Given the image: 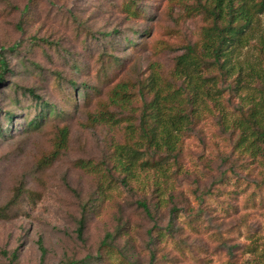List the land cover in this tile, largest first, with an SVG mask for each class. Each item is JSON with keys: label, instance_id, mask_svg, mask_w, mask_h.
Returning a JSON list of instances; mask_svg holds the SVG:
<instances>
[{"label": "rangeland", "instance_id": "obj_1", "mask_svg": "<svg viewBox=\"0 0 264 264\" xmlns=\"http://www.w3.org/2000/svg\"><path fill=\"white\" fill-rule=\"evenodd\" d=\"M124 1L0 0V53L9 68L0 83V124L5 129L12 128L9 136H0V207L10 203L17 193L21 195V204L12 208L10 218L0 216V264H60L96 255L105 234L116 229L120 217L131 222L129 246L133 258L140 264H150L151 251L156 246L149 245V232L156 225L165 227L172 218L169 209L173 204L155 220L138 205L137 201L146 200L154 208L157 199L152 190L144 193L121 186L100 216L88 222L83 239L77 234L83 204L95 190L97 179L74 163L100 162L110 136L105 127L83 126L88 122V113L108 101L114 85L99 82L102 63L110 57L123 60L127 68L118 72L120 80L136 81L148 73L154 61L167 75L175 55L181 53L185 43L195 41L200 31V20L188 18L185 12V5L195 0H133L146 12V18L139 20L123 12ZM116 29L117 34L105 35ZM262 38L264 13L254 17L228 56L232 79L240 81L239 98L244 103L257 88L254 77L259 67L253 44ZM144 44L145 50L141 49ZM70 80L78 87L85 82L98 86L100 94L95 96L94 104L85 107L83 92L73 93ZM23 87L33 88L43 99L69 113L64 115L70 127L68 145L47 168L59 130L46 123L37 131L24 132L37 106L36 99L23 94ZM69 93L75 96L71 107L64 101ZM139 105L135 103L134 107ZM5 111L14 113L12 121L5 119ZM196 130L186 140L183 170L174 178V190L163 196L178 207L176 224L182 235L177 237L183 251L169 243L161 250L168 260L157 264H225L232 254L239 264H264V206L259 204L264 186H254V181L262 179L260 169L253 174L252 168L246 170L250 166L247 158L234 165L223 163V157L231 153L232 141L220 132L213 119L201 121ZM242 161L244 166H239ZM231 167L240 171L242 180L236 183L229 178L225 186L216 185L223 171L228 172L227 177L234 176ZM208 189L214 193L220 190L217 193L221 195L206 197L203 203L201 197ZM233 190L236 193L231 194ZM30 191L41 195L34 205L28 197ZM255 193L259 198L253 206L249 199ZM232 195L240 206L238 213L232 210L229 214L223 201H229ZM198 210L201 214L195 216ZM252 232L261 236V242L257 251L244 252L249 242L246 237ZM40 239L47 251L44 258ZM126 243L122 240L120 246Z\"/></svg>", "mask_w": 264, "mask_h": 264}, {"label": "trees", "instance_id": "obj_2", "mask_svg": "<svg viewBox=\"0 0 264 264\" xmlns=\"http://www.w3.org/2000/svg\"><path fill=\"white\" fill-rule=\"evenodd\" d=\"M139 6L133 0H125L122 10L129 18L144 19L146 12ZM185 12L188 18L200 20V31L195 41L185 43L181 53L175 55L174 66L169 74H164L160 63L154 61L148 73L136 81L120 80L118 72L127 68L123 60L110 57L102 63L99 82L114 85L108 93V101L96 105L88 113V122L83 123V126L105 127L110 134L106 138L107 150L100 162L78 160L74 163L75 167L97 179L96 188L83 204L82 216L78 221L77 234L80 239H83L88 222L100 216L108 200L121 186L144 193L149 190L155 192L157 202L154 208L146 200L137 201L151 220H155L156 215L161 217L162 210L173 204L169 209L172 218L167 225H156L149 232V245L156 246V250L151 251L150 264L168 260L161 250L168 247L169 243L183 251L177 237L182 235V230L176 224L178 207L163 196L174 190V178L183 170L186 140L197 133L201 121L213 119L220 132L230 136L232 150L223 157V163L234 165L241 158L249 159L250 166L245 169L252 168L251 174L260 169L262 175L259 182L254 181L255 188L264 186V38L253 44L259 67L254 77L257 88L255 95L245 103L239 98L240 81L236 77L232 79L233 67L228 62L229 53L237 47L254 17L264 13V0H195L193 4L185 5ZM118 32L116 29L105 35L111 37ZM129 44L136 46L131 40ZM146 48V44L141 47L143 50ZM0 68L1 83L5 71L9 70L1 53ZM70 83L73 93L83 92L85 107L94 104L100 94L99 87L88 82L79 87L72 80ZM21 89L24 95L36 99L37 106V113L27 122L24 132L37 131L46 123L53 124L59 130L50 162L45 165L47 168L68 145L70 127L64 115L69 113H64L56 104L43 99L33 88ZM66 96H70L64 97L66 106L71 107L72 103L75 104V96L72 97V93ZM135 103H139V107L135 108ZM14 117L13 112L5 111L6 120L10 122ZM10 130L12 128L5 129L0 124L1 137L9 136ZM242 165L243 161L239 166ZM230 170L234 176L227 177L228 172L223 171L216 185L225 186L229 178H234L236 183L242 180L240 171H233L232 167ZM217 192L208 189L201 197L202 202H206V197L220 196ZM232 193H236V190ZM169 196L173 197L171 193ZM28 197L34 205L41 195L30 191ZM252 197L249 202L256 206V197L259 198V195ZM20 198V193H17L10 203L0 207V216L9 219L12 208L21 204ZM231 198L223 201L225 210L229 214L232 210L238 213V198L233 195ZM259 204L264 206V196H261ZM199 212L195 216H199ZM131 227L130 221L120 217L116 229L105 234L96 255L88 254L83 259H71L60 264H140L130 251ZM259 238L261 236L256 233H249L244 252L257 251L261 242ZM122 240L127 241L123 247L120 246ZM38 243L44 258L47 251L41 239ZM161 244H164L162 248ZM232 257L234 259L233 254L225 264H239Z\"/></svg>", "mask_w": 264, "mask_h": 264}]
</instances>
